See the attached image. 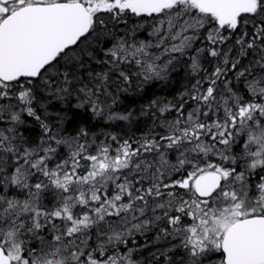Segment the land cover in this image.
Listing matches in <instances>:
<instances>
[{"label":"snow or ice","instance_id":"snow-or-ice-1","mask_svg":"<svg viewBox=\"0 0 264 264\" xmlns=\"http://www.w3.org/2000/svg\"><path fill=\"white\" fill-rule=\"evenodd\" d=\"M0 264H264V0H0Z\"/></svg>","mask_w":264,"mask_h":264},{"label":"trees","instance_id":"trees-1","mask_svg":"<svg viewBox=\"0 0 264 264\" xmlns=\"http://www.w3.org/2000/svg\"><path fill=\"white\" fill-rule=\"evenodd\" d=\"M182 84H183V81L180 80L179 78H176L174 80V84L172 85V87L170 89L165 90V92L161 93L158 88L153 89V91L156 92L158 95H168L169 98H171L172 95L176 94V90L181 88ZM130 101H134L133 106H135V104L144 102L141 100H137L135 97H130Z\"/></svg>","mask_w":264,"mask_h":264}]
</instances>
